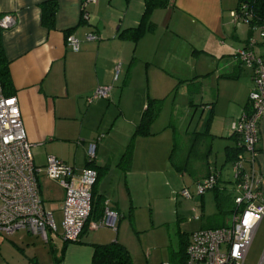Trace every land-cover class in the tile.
<instances>
[{"label": "crops", "instance_id": "crops-1", "mask_svg": "<svg viewBox=\"0 0 264 264\" xmlns=\"http://www.w3.org/2000/svg\"><path fill=\"white\" fill-rule=\"evenodd\" d=\"M45 1L50 0H0V13H10L16 19L12 28L1 31V43L9 61L14 96L26 137L32 144L33 162L43 167L46 155H51L76 169L84 168L89 164L85 154L87 145L96 140V156L92 165L98 177L94 197L100 203L106 201L111 209L119 213V218L115 230L109 227L87 230L84 227L79 239L72 242L62 241L59 230L57 236L47 243L43 242L48 244L47 251L37 244L36 238L42 240L26 229H18L23 230L22 233H17L18 230L10 234L0 233V264H90L95 244L116 240L127 249L121 234L130 222L124 216L134 212V188L138 184V168L134 165L136 152L141 144L146 143V164L153 166L160 150L158 135L163 134V141H173L176 133L167 126H163L162 130H153L155 120L149 127L151 135L135 139L130 169L124 171L117 166L122 156L120 152L124 149L109 146L110 140L130 139L148 98L158 99L162 91H170L173 87L186 90L184 94L189 97L186 99L200 102L202 111L209 110L211 124L208 137L222 140V149L234 145L230 137V123L241 111L249 108L247 98L252 88L251 70L238 62L236 53L212 68L214 65L206 64L204 47L187 36L193 24L197 26L194 28L196 32L202 33V28H209L227 36L230 31L222 13L230 9L229 0H169L166 7L153 10L149 16L156 25L155 32L145 33L136 42L124 40L118 35L121 30L139 23L143 0H95L84 7L89 14L88 22L81 20L84 0H52L57 4L53 28L40 22V5ZM247 28H234L233 51L245 47L249 39L256 41V51L264 46V40L256 35L257 31ZM69 29V35L78 41L77 50L66 45L64 32ZM88 33H94L97 39L86 40ZM117 63L121 72L117 81H113V67ZM140 63L146 67L145 70L137 68ZM106 85L112 86L107 98L94 100L91 104L86 101L97 87ZM222 96L228 97L229 102L220 110L217 106ZM97 119L99 126L110 129L107 137L85 128ZM188 129L189 126L186 135L203 132ZM258 133L259 153L255 168L261 175L259 184L264 191V117L259 122ZM212 142L205 151L204 160L195 164L194 170L200 172L195 183L215 170L218 191L227 193L230 188L232 190V177L227 181L228 185H220V179L224 165L231 164L224 161L225 149L221 162L217 164L211 154ZM187 170L184 168L181 172ZM47 180L57 184L58 190L50 197L55 204H51L49 210L44 209L52 214L59 211L56 217L61 228L63 188L58 182ZM203 196L199 198L201 201ZM225 196L220 197L221 202L230 203L231 200ZM189 239L190 236L183 238V243L179 241L176 247L170 243L166 262L179 264L178 252ZM17 250L22 253L17 254ZM131 260L133 264L163 262H156L150 254L144 259L141 253L138 260Z\"/></svg>", "mask_w": 264, "mask_h": 264}, {"label": "built area", "instance_id": "built-area-1", "mask_svg": "<svg viewBox=\"0 0 264 264\" xmlns=\"http://www.w3.org/2000/svg\"><path fill=\"white\" fill-rule=\"evenodd\" d=\"M95 0H84L81 6V20L88 22L89 14L84 7ZM243 8V7H242ZM241 8V9H242ZM232 22L247 23L234 10ZM16 19L10 13H2L0 29L12 28ZM259 30L264 40V26ZM86 40H95L94 33L85 35ZM66 45L77 50L78 41L72 36L65 38ZM255 40L249 39L245 47L236 49L238 62L251 70V90L248 93V110L230 123L231 134L240 137L239 145L244 154L238 155L231 164V185L233 186L234 215L230 225L217 228H200L192 232L185 247L183 264H243L260 220L264 217V191L261 190V175L255 168L258 156L259 122L264 117V46L255 50ZM120 64L113 67L112 80L117 81L121 72ZM112 86H99L86 101L105 99ZM100 139V135L98 136ZM32 144L27 140L16 97H5L0 86V233L10 234L18 229H26L47 243L57 236V227L52 212L44 209L40 194L39 175L56 181L63 188L61 203L62 220L60 238L64 242L79 239L84 227L98 230L102 227L116 229L119 213L104 203L103 214L86 225L91 212V191L96 181L95 169L85 166L76 169L72 165L46 155L43 167L36 166L31 154ZM96 140L86 148L89 164L96 156ZM217 174L213 171L196 183L195 195L202 196L217 184ZM181 196L191 198L187 188ZM86 225V226H85ZM160 264H172L162 262Z\"/></svg>", "mask_w": 264, "mask_h": 264}, {"label": "rangeland", "instance_id": "rangeland-1", "mask_svg": "<svg viewBox=\"0 0 264 264\" xmlns=\"http://www.w3.org/2000/svg\"><path fill=\"white\" fill-rule=\"evenodd\" d=\"M228 2L231 5L230 9H226L222 13L225 18L224 22L230 31L227 36L212 31L209 28H202V33L196 32L194 28L197 26L194 24L193 27H190L191 31L187 32V36L204 47L207 58L206 64L214 65L212 68L218 62V64H222L223 59L232 58L236 53V51H233L234 46L232 45L235 42V39L232 38L234 28L240 26L241 28L248 29L246 23L239 22L236 24L232 22V17L229 13L231 11L234 12L237 2L236 0H229ZM255 31H257L256 35L260 36L259 30ZM200 66H203V64H200ZM137 68L145 70L146 67H143L142 63H140ZM184 93H186V90L173 87L170 91H162V95L158 98L162 99V106L160 116L156 119L152 129L162 130V128L167 126V128L173 129L176 133L174 138H172L173 141H163V134L160 133L158 135L159 138L157 139H161V142L159 141L160 150H158L159 155L153 166L146 164L145 159L147 157H144L148 148L146 143L141 144L138 152H136L134 165L138 168L136 170L138 184L134 188V212L130 209L133 214H131L132 223L130 221L126 225L125 232L121 234V238L126 243L133 260H138L141 253V257L144 259L147 254H150L156 262L158 261L159 263L160 260L166 262L169 258L167 248L170 243L176 247L177 243L184 236H189L192 232L202 227L214 228L230 225L234 215V204L230 205L228 202L222 203V208H220V205L217 204L219 199H217L214 189L207 190L204 193L202 198L203 203L199 199L202 196L195 195L194 186L197 183H195V180L199 177L197 174L200 173L194 170L195 164H199V162L204 160L205 151H207L206 149L213 141L211 144V154L212 158L216 159L219 165L220 160L223 158L224 149L222 148L224 142L215 138L211 140L208 136L195 139L193 138L195 134H185L188 126L189 131L209 130L211 122L209 110L202 111L199 107L200 102L195 100L190 102V99H186L189 97L185 96ZM228 99V97L222 96L219 99L217 109H224L229 102ZM113 109H111L112 113L114 112ZM217 109L216 111L218 112ZM110 116L108 118H111ZM215 123L216 121L212 124L213 128L215 127ZM85 128H88L87 130L92 131L94 134H104V137H107L110 132L109 128L103 129L99 126L98 119L94 123L85 125ZM122 140L111 138L109 146H113L119 150L123 148L122 152H124V147H126L128 141ZM122 152H120L121 155L123 154ZM170 154L173 156V163L175 165L181 167L184 165V162L188 163V170L185 173L176 170L169 163ZM118 160L120 161V159ZM191 167H193V170ZM230 169L231 165H224L221 172L220 185L224 183L228 185L227 181L231 180V174L228 173ZM38 181L42 190L43 205L46 210H49L52 208L51 204H55L50 200V197L55 194L56 189L58 190V186L48 181L44 173L39 175ZM183 188L189 190L191 198L181 196ZM58 213L59 211L57 210L53 211V217L58 229L57 233L59 234V230L61 229H59L60 227L57 223L56 216ZM129 214L126 213L124 217L129 218ZM22 231L18 230L17 233H22ZM36 240L38 241V245H41L46 251L48 250V244H44L37 238ZM249 246L243 264H264V217L260 220ZM22 248H25V246H22ZM16 253L21 254L22 251L17 250Z\"/></svg>", "mask_w": 264, "mask_h": 264}, {"label": "trees", "instance_id": "trees-1", "mask_svg": "<svg viewBox=\"0 0 264 264\" xmlns=\"http://www.w3.org/2000/svg\"><path fill=\"white\" fill-rule=\"evenodd\" d=\"M144 2V8L142 15L139 20V23L135 27L126 28L124 30H121L119 33V37L125 39L132 40L136 42L138 39H140L145 33H154L156 25L150 20V15L153 10L158 8L166 7L169 0H143ZM236 8L235 11L238 12V14L241 16L242 19H246L247 23L246 26L250 28V30H253V27H262L264 26V0H236ZM41 10V20L40 22L47 26L48 28H53L54 26V16L57 8V4L55 1H45L40 5ZM243 7V8H242ZM242 8V9H241ZM0 13V17H1ZM1 29H0V86L2 93L5 97H10L14 95V87L11 80V75L9 71V61L4 55L3 47L1 43ZM69 30H66L65 36H69ZM65 37V38H66ZM262 39V38H261ZM256 42V41H255ZM264 43V42H262ZM256 45V43H255ZM162 99H156V98H148L146 103V107L143 110L142 114L140 115V121L137 124L136 127H134V131L128 140V143L125 147V151L122 152V156L120 158V161L117 166H120L122 170L126 171L130 169V163L133 158V151L135 147V139L137 137H146L151 135L150 132L151 125L153 122L157 119L159 116L158 114L161 111L162 106ZM208 129H206L203 132H196L193 133L195 139L202 136H209V133L207 132ZM230 137L233 138L234 145L233 146H226L225 149V162L232 164L234 160L237 159L238 155L244 154V148H242V145L240 143V137L236 136L234 134H231ZM259 151V148H258ZM172 154L169 156V163L178 171H181L184 168H187L188 163L184 162L183 166H177L173 163ZM87 167H91L95 169L98 177V172L95 167H93L92 164H88ZM213 174H217L216 171H213ZM97 177L95 178L97 182ZM218 178V174H217ZM92 187L91 191V212L88 215V219L86 222V225L88 222L92 220H97L96 218L103 214L104 209V203H100L101 201H97L94 197V186ZM218 184V179H217ZM216 184V185H217ZM214 185L212 189H214L217 199H219V202L217 203L220 205V208H222V200L221 196H225L226 198H229L230 205L233 204V186L232 190L230 188V192L224 193L223 191H218L217 186ZM102 205V207H101ZM235 206V205H234ZM236 208V207H235ZM129 214V213H128ZM101 217V216H100ZM99 217V218H100ZM129 219L132 223V216L129 214ZM85 225V226H86ZM217 228V227H214ZM84 230V229H83ZM192 234V233H191ZM184 235V234H183ZM187 239V236L184 237ZM183 239L180 240V243H183ZM187 241V240H186ZM188 243V242H186ZM184 243V246L181 248V250L178 252L179 255V264H183V259H185V247L187 244ZM90 264H133L131 257L129 255V252L127 251L126 247L121 244L118 241H113L110 243L105 244H95L94 245V251L91 259Z\"/></svg>", "mask_w": 264, "mask_h": 264}]
</instances>
